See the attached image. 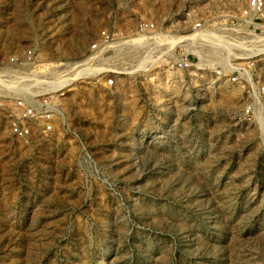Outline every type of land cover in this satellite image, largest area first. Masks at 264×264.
<instances>
[{"label": "rangeland", "instance_id": "rangeland-1", "mask_svg": "<svg viewBox=\"0 0 264 264\" xmlns=\"http://www.w3.org/2000/svg\"><path fill=\"white\" fill-rule=\"evenodd\" d=\"M247 2L0 0V264H264V30L241 26ZM142 21L214 22L235 48L196 42L203 69L183 72L161 39L101 44ZM88 56L98 72L64 90L62 125L16 140L14 100ZM223 63L255 72L217 80Z\"/></svg>", "mask_w": 264, "mask_h": 264}, {"label": "built area", "instance_id": "built-area-1", "mask_svg": "<svg viewBox=\"0 0 264 264\" xmlns=\"http://www.w3.org/2000/svg\"><path fill=\"white\" fill-rule=\"evenodd\" d=\"M262 17H264V0H248L246 8L242 14L243 21H241V26L244 25L247 27H253L255 29L254 32L256 30H260L264 27L258 23ZM228 18V22L232 27L230 30H235L238 20L234 16H229ZM213 24L197 22L191 28L190 32L179 33L159 32L156 24L142 21L137 26L136 35L144 36L157 33H168L169 35L179 34L180 36H188L196 32L197 35L194 38H186L178 41V43H166L169 48H174L176 51H179L176 57H174L173 66L175 69L188 72L193 69H203L198 66L201 64L199 53L195 52L197 50H191L189 48L196 42H198L201 46H205L213 50H221L225 53H227L228 50H231V48H235L233 44H229L226 41H223L222 38L215 36L214 32L211 33L210 28H212L211 26ZM257 26H260L261 28H258ZM113 41H115L113 37L106 34V32H102L101 44L106 49L111 47ZM97 47V44L91 46L93 50ZM34 55L33 50H27L23 54L21 61H26V64H30L35 58ZM194 58L196 63L193 62ZM19 61V56H13L10 58V62L13 64L18 63ZM211 70L213 77L217 80L225 79L227 82L238 83L239 80L252 77V73L255 72V65L251 63L249 64V67L244 68L239 67L236 64L223 63V65H212ZM107 84L108 86H112L113 81L109 80ZM44 85L47 87L45 94L34 95L29 93L27 96L17 97L14 100L10 112L8 127L10 133L20 142H26L35 130L44 134H51L56 130V128L62 125L63 112L60 105V99L64 97L65 89H59L60 87L57 86L56 82H47ZM262 91H264L263 88ZM251 112V109L247 108L245 110V116L247 118H251Z\"/></svg>", "mask_w": 264, "mask_h": 264}, {"label": "bare ground", "instance_id": "bare-ground-1", "mask_svg": "<svg viewBox=\"0 0 264 264\" xmlns=\"http://www.w3.org/2000/svg\"><path fill=\"white\" fill-rule=\"evenodd\" d=\"M262 29L264 30V27ZM165 35L166 36H163V34H159V33L154 34L152 36L136 35L130 39H119L118 41L112 43V45H115V47H134V46L141 45L149 40H155V39H161L164 41V43H167V42L178 43V41L184 40L186 38H194V36H196L197 34L192 33L191 35H188V36L187 35L180 36L179 34L178 35L165 34ZM174 40L176 41L174 42ZM93 59L94 58L92 56L91 57L88 56V58H85L82 61L72 62L68 64L66 63L67 65H69L71 70L69 71L67 70L62 76H60V79L58 76V82H56V84L57 86L60 87L59 89H66L70 87L71 84L78 78H84L87 75L98 72L95 69V67L91 65V61ZM45 63L47 65L48 64L53 65L54 62L45 61Z\"/></svg>", "mask_w": 264, "mask_h": 264}, {"label": "crops", "instance_id": "crops-1", "mask_svg": "<svg viewBox=\"0 0 264 264\" xmlns=\"http://www.w3.org/2000/svg\"><path fill=\"white\" fill-rule=\"evenodd\" d=\"M215 3L217 2H220V3H223V2H230L232 0H213Z\"/></svg>", "mask_w": 264, "mask_h": 264}]
</instances>
